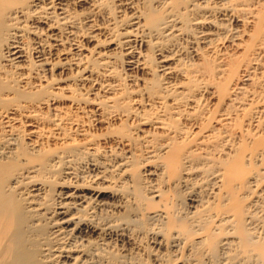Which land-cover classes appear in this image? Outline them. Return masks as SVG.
<instances>
[{"label": "bare ground", "instance_id": "bare-ground-1", "mask_svg": "<svg viewBox=\"0 0 264 264\" xmlns=\"http://www.w3.org/2000/svg\"><path fill=\"white\" fill-rule=\"evenodd\" d=\"M0 264H264V0H0Z\"/></svg>", "mask_w": 264, "mask_h": 264}, {"label": "rangeland", "instance_id": "rangeland-1", "mask_svg": "<svg viewBox=\"0 0 264 264\" xmlns=\"http://www.w3.org/2000/svg\"><path fill=\"white\" fill-rule=\"evenodd\" d=\"M129 257H130V256L127 257V258H128L127 261L130 259ZM129 262H130V261H129Z\"/></svg>", "mask_w": 264, "mask_h": 264}]
</instances>
